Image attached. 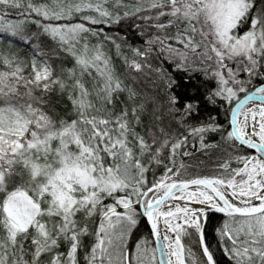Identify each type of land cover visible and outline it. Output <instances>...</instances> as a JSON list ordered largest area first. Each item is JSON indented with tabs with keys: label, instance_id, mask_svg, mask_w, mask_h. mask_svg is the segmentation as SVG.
Here are the masks:
<instances>
[{
	"label": "snow or ice",
	"instance_id": "snow-or-ice-1",
	"mask_svg": "<svg viewBox=\"0 0 264 264\" xmlns=\"http://www.w3.org/2000/svg\"><path fill=\"white\" fill-rule=\"evenodd\" d=\"M0 264H264V0H0Z\"/></svg>",
	"mask_w": 264,
	"mask_h": 264
},
{
	"label": "trees",
	"instance_id": "trees-1",
	"mask_svg": "<svg viewBox=\"0 0 264 264\" xmlns=\"http://www.w3.org/2000/svg\"><path fill=\"white\" fill-rule=\"evenodd\" d=\"M211 166V165H209ZM222 214H215L212 219H211V223L207 229V239L211 240L214 242V237H213V226L217 224V221L221 218ZM143 231V228H142ZM223 259V258H222Z\"/></svg>",
	"mask_w": 264,
	"mask_h": 264
}]
</instances>
